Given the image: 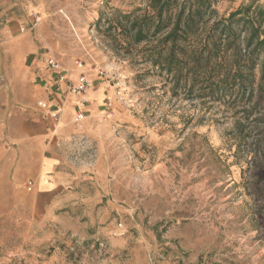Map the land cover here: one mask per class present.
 Listing matches in <instances>:
<instances>
[{
  "label": "rangeland",
  "instance_id": "1",
  "mask_svg": "<svg viewBox=\"0 0 264 264\" xmlns=\"http://www.w3.org/2000/svg\"><path fill=\"white\" fill-rule=\"evenodd\" d=\"M148 2L0 0V264H264L263 54L251 97L203 87L226 68L178 80L115 29ZM249 4L264 8L216 0L215 17ZM48 52L90 81L82 120Z\"/></svg>",
  "mask_w": 264,
  "mask_h": 264
},
{
  "label": "trees",
  "instance_id": "2",
  "mask_svg": "<svg viewBox=\"0 0 264 264\" xmlns=\"http://www.w3.org/2000/svg\"><path fill=\"white\" fill-rule=\"evenodd\" d=\"M215 2L149 0L143 12L131 11L126 15V23L121 18L115 29L132 34L134 44L144 42L146 58L153 65L172 72L178 80L192 74L195 81L201 79L202 72L226 68L225 78L211 80L203 87L213 91L240 83L251 97L254 68L261 54L264 65V8L249 4L226 17L216 18ZM211 18L204 44L197 50L193 37L196 39L201 34ZM228 48H233L231 59L224 65L220 60Z\"/></svg>",
  "mask_w": 264,
  "mask_h": 264
},
{
  "label": "built area",
  "instance_id": "3",
  "mask_svg": "<svg viewBox=\"0 0 264 264\" xmlns=\"http://www.w3.org/2000/svg\"><path fill=\"white\" fill-rule=\"evenodd\" d=\"M44 61L46 66L54 74L55 82L52 87L53 92L56 94H61L66 91L76 97L74 104V107L76 108V119L82 120L85 117V107L88 103L85 94L91 85L87 76L81 72L76 76L75 80L72 81L69 77L67 68L50 52L45 54ZM75 63L79 65L80 61L77 60ZM46 111L47 113H51L54 110L52 107H50L47 108ZM54 118L56 119V117Z\"/></svg>",
  "mask_w": 264,
  "mask_h": 264
},
{
  "label": "crops",
  "instance_id": "4",
  "mask_svg": "<svg viewBox=\"0 0 264 264\" xmlns=\"http://www.w3.org/2000/svg\"><path fill=\"white\" fill-rule=\"evenodd\" d=\"M37 126L36 128H33V131L35 132L36 129L39 130L41 127ZM44 129H47L46 126H44ZM56 164H55V156H46L42 155L41 158H39L36 161L35 166V177L38 178V185L39 186H46L45 191H51L55 188V181H54V175Z\"/></svg>",
  "mask_w": 264,
  "mask_h": 264
}]
</instances>
